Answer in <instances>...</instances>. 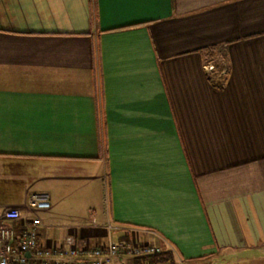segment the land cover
<instances>
[{"label": "crops", "instance_id": "0c3cea01", "mask_svg": "<svg viewBox=\"0 0 264 264\" xmlns=\"http://www.w3.org/2000/svg\"><path fill=\"white\" fill-rule=\"evenodd\" d=\"M8 206L46 245L111 223L176 263L264 264V0H0V222L17 237Z\"/></svg>", "mask_w": 264, "mask_h": 264}, {"label": "built area", "instance_id": "2783aa9c", "mask_svg": "<svg viewBox=\"0 0 264 264\" xmlns=\"http://www.w3.org/2000/svg\"><path fill=\"white\" fill-rule=\"evenodd\" d=\"M203 67L216 80L222 79L227 70L224 62H221L220 68L213 61L206 62ZM25 207L31 210L49 209L50 202L43 193H31L25 199ZM2 217L9 223H17L19 232L16 237L12 225L0 222V264H110L119 257L162 251L158 245L140 241L137 231L111 223L104 226L107 238L103 242L80 245L77 236L68 233L61 242L46 245L38 239L40 217L22 220L20 209L14 206L3 209ZM92 223L95 224L93 219ZM112 234L126 238H114Z\"/></svg>", "mask_w": 264, "mask_h": 264}, {"label": "trees", "instance_id": "16d2710c", "mask_svg": "<svg viewBox=\"0 0 264 264\" xmlns=\"http://www.w3.org/2000/svg\"><path fill=\"white\" fill-rule=\"evenodd\" d=\"M217 67V64H215ZM220 68V65L217 67ZM131 264H176L172 251L162 247V251L153 254L134 256L130 258Z\"/></svg>", "mask_w": 264, "mask_h": 264}, {"label": "rangeland", "instance_id": "374dc122", "mask_svg": "<svg viewBox=\"0 0 264 264\" xmlns=\"http://www.w3.org/2000/svg\"><path fill=\"white\" fill-rule=\"evenodd\" d=\"M83 205V204H82ZM82 205L80 206V207H78V209L79 210H83V207H82ZM225 251H217V253H215L217 256H219L220 257V255H221V253H224ZM129 258V257H128ZM131 258V257H130ZM130 258H129V260H125L124 259V261L122 262V263H120V264H131L130 263ZM122 260V259H121ZM208 261H210L211 262V264H213V261H212V259H208ZM207 261V262H208ZM176 264H184V263H176ZM207 264V263H206Z\"/></svg>", "mask_w": 264, "mask_h": 264}]
</instances>
